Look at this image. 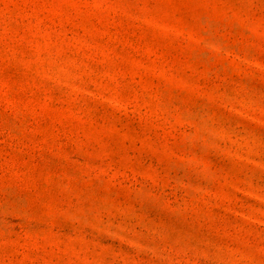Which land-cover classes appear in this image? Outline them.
Instances as JSON below:
<instances>
[{
    "label": "rangeland",
    "instance_id": "1",
    "mask_svg": "<svg viewBox=\"0 0 264 264\" xmlns=\"http://www.w3.org/2000/svg\"><path fill=\"white\" fill-rule=\"evenodd\" d=\"M0 264H264V0H0Z\"/></svg>",
    "mask_w": 264,
    "mask_h": 264
}]
</instances>
